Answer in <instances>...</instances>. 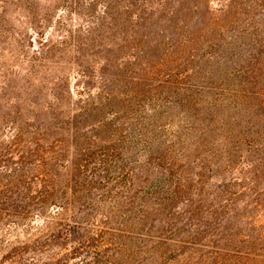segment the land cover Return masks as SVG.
<instances>
[{"label": "rangeland", "instance_id": "obj_1", "mask_svg": "<svg viewBox=\"0 0 264 264\" xmlns=\"http://www.w3.org/2000/svg\"><path fill=\"white\" fill-rule=\"evenodd\" d=\"M134 118L191 172L205 124L262 122L264 0H0V264H264V179L203 168L205 203L193 175L166 201ZM101 147L127 193L94 157L79 172Z\"/></svg>", "mask_w": 264, "mask_h": 264}, {"label": "trees", "instance_id": "obj_2", "mask_svg": "<svg viewBox=\"0 0 264 264\" xmlns=\"http://www.w3.org/2000/svg\"><path fill=\"white\" fill-rule=\"evenodd\" d=\"M221 91H224V89L222 88ZM229 92L235 99V102L239 103L241 96H243L240 90L238 88H229ZM153 108V106L150 107L151 110H153ZM220 119L221 124H218L214 120H212L211 124H205L208 125L206 129L197 130L196 135L198 137L196 136V138L192 140V148L190 151H194L193 154L195 155V158L198 157L196 155H201L200 158L195 160V163L197 162V168L200 172H191L189 169L190 165L186 167L187 169L179 171L180 164H178V161L176 160L178 152L175 150L171 140L165 139L164 142L166 141L167 143L161 144L157 141V138L154 137L153 128L158 126L157 121L151 118H134L135 123L130 124L129 128L131 130L132 138H129L132 140L135 138L138 141L137 146L140 149H144L142 152L146 153V160L149 162L152 159V156L155 155V159L159 161L157 166L163 169L166 174L176 179V183L173 185V190L167 193L169 197L166 198V201H172L180 193H187L189 188L187 189V187H185V183L189 182V177H192L193 175L195 178L193 183L197 184L195 185V188L198 192V200H196V204L205 203V201L202 202V197L204 198L206 195H202L201 192L203 191L202 188L205 183L201 172L203 168H207L208 171H212L211 169L214 168L230 172L236 165L244 164V166H247L248 168L241 169L242 171L239 173L241 178L238 182H247L250 190L259 180L264 179V120L258 123L246 122L247 126H244L236 121L227 124L223 118ZM258 128L263 130V132ZM124 129V126L118 128L115 130V135H124ZM172 137L175 138L176 135L172 134ZM162 138H165L164 134ZM116 139L119 140V138ZM123 139L126 138L123 137ZM199 146H201L202 150L198 153ZM113 150L114 148L112 147H101L98 150V153H89L87 155L88 158L84 159V164H80L78 170L79 172L81 171L86 174V169L92 163L91 159L94 157V160H96L98 165L103 166V172L105 175L102 177V180L107 184L110 182H117L119 185H123L127 193L131 188H129L130 186L127 187L126 182L134 172L131 167L129 168L126 166H118L115 171L112 170L111 162H114V158H117V155L113 152ZM185 156V161H189V153ZM255 167L256 171L253 172L252 168ZM112 174L116 176L114 177ZM93 177L97 176L92 172L90 178H87L90 181ZM199 184H201V191L199 190ZM106 193L109 194L110 190L108 189ZM223 197L225 202L229 201L226 194H224ZM194 203L192 202L190 204V208H193ZM216 206L220 207L221 205L218 204ZM223 207L227 208L225 204H223ZM197 208L198 207L195 205L193 210L195 211ZM229 209L231 208L229 207ZM242 256L246 257L248 255L243 252ZM242 256L240 257L241 259ZM261 256L264 257V255H258V257Z\"/></svg>", "mask_w": 264, "mask_h": 264}]
</instances>
